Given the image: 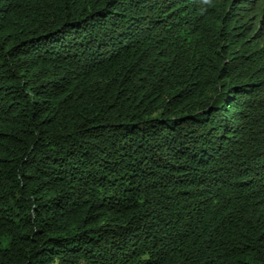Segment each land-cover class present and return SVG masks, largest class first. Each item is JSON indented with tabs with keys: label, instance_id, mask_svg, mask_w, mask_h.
<instances>
[{
	"label": "trees",
	"instance_id": "1",
	"mask_svg": "<svg viewBox=\"0 0 264 264\" xmlns=\"http://www.w3.org/2000/svg\"><path fill=\"white\" fill-rule=\"evenodd\" d=\"M0 264H264V0H0Z\"/></svg>",
	"mask_w": 264,
	"mask_h": 264
}]
</instances>
